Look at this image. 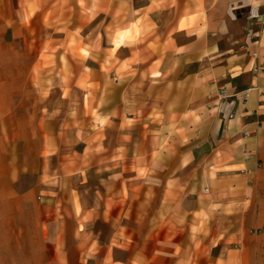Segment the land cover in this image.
Masks as SVG:
<instances>
[{"label":"crops","instance_id":"0c3cea01","mask_svg":"<svg viewBox=\"0 0 264 264\" xmlns=\"http://www.w3.org/2000/svg\"><path fill=\"white\" fill-rule=\"evenodd\" d=\"M261 65L264 0H0V181L50 264H264Z\"/></svg>","mask_w":264,"mask_h":264},{"label":"rangeland","instance_id":"374dc122","mask_svg":"<svg viewBox=\"0 0 264 264\" xmlns=\"http://www.w3.org/2000/svg\"><path fill=\"white\" fill-rule=\"evenodd\" d=\"M7 110L0 108V133L7 121ZM3 131V130H2ZM0 181V264H50L52 247L35 218L34 200L18 195ZM28 183V181H27ZM253 233H262L261 229Z\"/></svg>","mask_w":264,"mask_h":264},{"label":"built area","instance_id":"2783aa9c","mask_svg":"<svg viewBox=\"0 0 264 264\" xmlns=\"http://www.w3.org/2000/svg\"><path fill=\"white\" fill-rule=\"evenodd\" d=\"M246 16H247L248 19L256 20V21H259L262 18V15H261V13L259 11V7H257V6L249 7L248 11L246 12ZM256 70L259 71V72L264 73V66L261 65L259 67H256ZM252 89H258V87L257 86H252L251 88L245 89V90L240 91V92H235L232 96H229L227 91H226V88H222L220 90V97L223 100H226L227 98L231 97L235 101H239L240 103H245L248 100V98L250 96V91ZM234 100H233V102H234ZM261 114L264 116V112L261 113ZM232 116L233 115L231 114L230 117H232ZM244 133H245V135L248 134V132H246V131Z\"/></svg>","mask_w":264,"mask_h":264}]
</instances>
